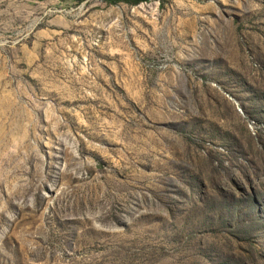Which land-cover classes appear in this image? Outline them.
I'll use <instances>...</instances> for the list:
<instances>
[{
  "label": "rangeland",
  "instance_id": "374dc122",
  "mask_svg": "<svg viewBox=\"0 0 264 264\" xmlns=\"http://www.w3.org/2000/svg\"><path fill=\"white\" fill-rule=\"evenodd\" d=\"M0 264H264V0H0Z\"/></svg>",
  "mask_w": 264,
  "mask_h": 264
},
{
  "label": "trees",
  "instance_id": "16d2710c",
  "mask_svg": "<svg viewBox=\"0 0 264 264\" xmlns=\"http://www.w3.org/2000/svg\"><path fill=\"white\" fill-rule=\"evenodd\" d=\"M112 4H116V3H125V4H128V5H132V6H135V5H138L142 2H146L147 0H109Z\"/></svg>",
  "mask_w": 264,
  "mask_h": 264
}]
</instances>
